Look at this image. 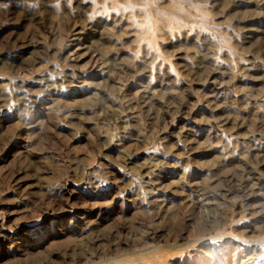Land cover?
I'll use <instances>...</instances> for the list:
<instances>
[{
  "label": "rangeland",
  "instance_id": "obj_1",
  "mask_svg": "<svg viewBox=\"0 0 264 264\" xmlns=\"http://www.w3.org/2000/svg\"><path fill=\"white\" fill-rule=\"evenodd\" d=\"M0 264H264V0H0Z\"/></svg>",
  "mask_w": 264,
  "mask_h": 264
},
{
  "label": "bare ground",
  "instance_id": "obj_2",
  "mask_svg": "<svg viewBox=\"0 0 264 264\" xmlns=\"http://www.w3.org/2000/svg\"><path fill=\"white\" fill-rule=\"evenodd\" d=\"M80 43V42H79ZM259 151V150H258ZM251 177V176H250ZM244 182V181H243Z\"/></svg>",
  "mask_w": 264,
  "mask_h": 264
}]
</instances>
